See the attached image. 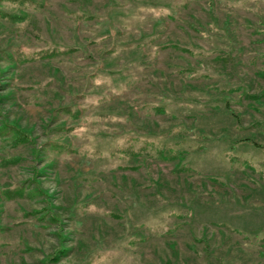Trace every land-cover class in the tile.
I'll return each mask as SVG.
<instances>
[{
    "label": "rangeland",
    "instance_id": "1",
    "mask_svg": "<svg viewBox=\"0 0 264 264\" xmlns=\"http://www.w3.org/2000/svg\"><path fill=\"white\" fill-rule=\"evenodd\" d=\"M0 264H264V0H0Z\"/></svg>",
    "mask_w": 264,
    "mask_h": 264
}]
</instances>
